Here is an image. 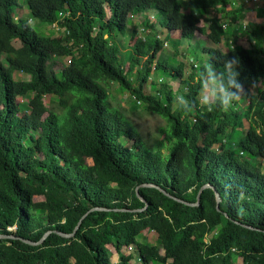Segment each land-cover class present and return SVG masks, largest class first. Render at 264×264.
<instances>
[{
    "label": "trees",
    "instance_id": "trees-1",
    "mask_svg": "<svg viewBox=\"0 0 264 264\" xmlns=\"http://www.w3.org/2000/svg\"><path fill=\"white\" fill-rule=\"evenodd\" d=\"M230 2L27 0L32 18L64 31L53 52L46 36L15 19L19 0H0V236L16 237L0 238V264H114L110 246L118 264L133 258L123 251L129 246L143 264H264V90L249 93L264 79V23L245 26L251 50L203 49L209 58L197 71L191 65L187 105L176 108L167 85L162 97L144 90L163 43L146 36L134 46L130 70L141 69L133 84L113 39L130 16L154 10L182 39L200 34L218 45L223 19L235 26L245 13L242 5L227 11ZM213 10L222 16L208 18L207 31L199 21ZM257 17L264 20V9ZM64 57L69 63L59 65ZM18 72L29 79L16 80ZM213 73L221 86L202 105L204 77ZM113 82L166 121L163 139L148 145L112 105ZM30 95L24 108L19 100ZM47 96L57 101L48 105ZM244 117L252 141L230 148ZM81 219L72 238L53 232L41 245L27 243L48 231L72 234ZM145 232L157 234L164 254L138 241Z\"/></svg>",
    "mask_w": 264,
    "mask_h": 264
},
{
    "label": "rangeland",
    "instance_id": "rangeland-1",
    "mask_svg": "<svg viewBox=\"0 0 264 264\" xmlns=\"http://www.w3.org/2000/svg\"><path fill=\"white\" fill-rule=\"evenodd\" d=\"M242 5L245 9V13L242 16L240 22L235 26L230 25L229 21L223 19L226 32L224 33V38L222 42L218 45H214L207 40L206 37L198 34L193 40L181 39L180 31L174 30L171 31L165 28L164 20L165 17L161 13H157L154 10H150L145 16H130V21L127 24V29L124 33H115L113 35L114 42L119 47V55L121 58L122 65L127 72L128 77H130L133 84H137V78L139 76V70L141 66L137 67L135 70H130V63L134 53V46L139 44L142 39L148 37H156L163 43V48L157 55L156 59L152 64H149L151 73L149 81L145 84L144 90L147 93L158 95L160 97L163 85L170 87V90L174 94V108L178 106H186V95L188 92L187 86L184 81L188 76L194 72L191 65H194V68L199 70L200 66L203 63H206L208 56L203 54V49L205 48H219L223 51H228L235 48H244L251 50L252 45L247 40L245 34V26L253 23H264L263 19L257 17V12L264 9V0H231L230 5L226 9L227 11L234 10ZM108 16L110 13L108 12ZM222 15L217 11L213 10L208 12L206 15L207 20L199 21L201 28H205L207 31H210L208 18L211 17H221ZM14 17L16 20H22L27 23L31 28H33L39 35L46 36L49 39L48 45L51 51L56 52L57 47L63 41L64 31L55 25H50L48 23H43L32 18L30 11L27 6V0H19V7L14 12ZM154 17V19H153ZM145 18H149L148 24L155 26V29H150L145 26ZM153 21V22H151ZM155 21V22H154ZM134 34V37H133ZM62 44V43H61ZM264 45V43H263ZM13 46L15 48H20L22 45L20 41H13ZM69 57L59 58L57 60L59 65H67L69 63ZM145 59L142 60V63ZM187 63L186 66L181 68L180 63ZM157 63L168 65V67L179 68V72L174 70H165V69H156L155 65ZM174 74L177 78H172L171 75ZM16 80H28L29 76L24 73H15ZM220 75L210 74L207 77H204V88L199 95L200 103L202 105L209 102L212 99V90H217L220 88ZM112 96L111 103L115 108L122 110L126 118L130 123L135 127L138 133L141 135L142 139L148 144L152 145L156 141H160L164 138V135L161 133V129L166 127V121L157 114H152L147 110V104L143 101L137 100L129 92H123L118 83H112ZM242 87V88H241ZM241 91L244 89L242 85ZM264 90V79L258 82H255L250 87L249 93L251 95H261ZM243 94V93H242ZM35 95H30L27 98L20 99L19 101L26 108V102L30 98H34ZM46 103L49 105L51 101H57V97L47 96L45 98ZM239 104L240 109H246L249 106V98L245 96L240 97ZM251 125L249 121L244 117L239 121L237 131L234 133L233 139L227 142L228 147L233 149H238L239 146L250 144L252 141L253 134L250 132ZM130 143L128 144V146ZM217 150V146L214 148ZM262 164V169L264 172V161L260 160ZM91 163V162H90ZM43 198L38 197L36 201H42ZM11 231L14 228L10 229ZM140 243H150L154 246L160 248L162 254L164 250L161 247V244L158 240L157 234L153 232H145L141 234L138 238ZM112 256L115 255V249L110 246ZM125 255L128 256L126 249ZM130 256H133L130 262L126 264H139L137 262L138 255L135 252H131ZM112 257V262L118 264L120 258ZM119 261V262H118ZM236 264H243V260L239 259Z\"/></svg>",
    "mask_w": 264,
    "mask_h": 264
},
{
    "label": "water",
    "instance_id": "water-1",
    "mask_svg": "<svg viewBox=\"0 0 264 264\" xmlns=\"http://www.w3.org/2000/svg\"><path fill=\"white\" fill-rule=\"evenodd\" d=\"M208 186H204L203 188H202V190L203 189H205V188H207ZM201 190V191H202ZM166 193V192H165ZM167 195H169V194H167ZM139 196V195H138ZM216 197H217V202L219 203L220 202V196H219V194L218 193H216ZM174 199H176L177 201H180V202H182V203H185V204H187V205H190L189 203H187V202H184V201H182V200H179V199H177V198H174ZM200 200V197L198 196V201ZM193 205H199V203H196V204H193ZM146 209V207L143 209V210H145ZM94 210H99V209H92V210H90L89 212H92V211H94ZM100 210H102L101 208H100ZM143 210H139V211H143ZM127 211H129V210H127ZM88 214V213H87ZM86 214V215H87ZM85 215V216H86ZM85 216L83 217V218H85ZM82 220L83 219H81V221L78 223V225H77V227L75 228V230H74V232L72 233V234H64V233H60V232H56V231H48V232H46L45 234H44V236L42 237V239L39 241V242H37V243H33V242H30V241H27V243H30V244H32V245H41L48 237H49V235H51L53 232H55V233H58L59 235H61V236H63V237H66V238H72V237H74L75 236V234H76V232H77V230H78V228H79V226H80V224H81V222H82ZM0 238H16V237H13V236H0Z\"/></svg>",
    "mask_w": 264,
    "mask_h": 264
},
{
    "label": "built area",
    "instance_id": "built-area-1",
    "mask_svg": "<svg viewBox=\"0 0 264 264\" xmlns=\"http://www.w3.org/2000/svg\"><path fill=\"white\" fill-rule=\"evenodd\" d=\"M60 16H62V14H60ZM224 27H225V26H224ZM125 249H126V252H127L128 255L131 254V252H135V253H136V248H135L134 246H129V247H126ZM137 262H138L139 264H143V262H142V260L139 258V256H138Z\"/></svg>",
    "mask_w": 264,
    "mask_h": 264
},
{
    "label": "crops",
    "instance_id": "crops-1",
    "mask_svg": "<svg viewBox=\"0 0 264 264\" xmlns=\"http://www.w3.org/2000/svg\"><path fill=\"white\" fill-rule=\"evenodd\" d=\"M148 12H149V11H148ZM148 12H147V13H148ZM147 13H146V14H147ZM153 19H154V17H153ZM151 22H153V21H151ZM165 28H166V29H169V28H167L166 26H165ZM169 30H170V29H169ZM224 35H225V34H224ZM224 35H223V38H224ZM181 39H182V38H181ZM222 40H223V39H222ZM166 64H167V63H165L164 65H166ZM165 70H169V69H165ZM170 71H171V70H170ZM138 238H139V237H138ZM138 241H139V240H138ZM145 244H146V243H145ZM149 244H150V243H149ZM151 245H152V244H151ZM123 251L125 252V249H124ZM116 254H117V253H116ZM161 254H162V252H161ZM112 257H115V255H113ZM116 257L119 258V255L117 254ZM116 257H115V258H116ZM118 262H119V261H118ZM155 264H156V263H155ZM157 264H158V263H157ZM160 264H161V263H160ZM166 264H172V261L169 260V261H167Z\"/></svg>",
    "mask_w": 264,
    "mask_h": 264
}]
</instances>
